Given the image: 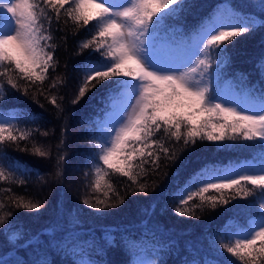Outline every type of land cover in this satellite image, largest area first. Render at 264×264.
I'll return each mask as SVG.
<instances>
[{
	"label": "snow or ice",
	"instance_id": "snow-or-ice-1",
	"mask_svg": "<svg viewBox=\"0 0 264 264\" xmlns=\"http://www.w3.org/2000/svg\"><path fill=\"white\" fill-rule=\"evenodd\" d=\"M196 7L191 0H0V91L15 90L44 108L30 96L35 91L57 114L65 111L62 103L75 106L94 95L93 90L103 91V107L90 118L91 135L85 141L91 166L83 173L84 188L96 195H86L81 203L97 215H109L128 196L163 192L169 179L166 169L175 168L176 189L168 195L181 217L199 219L205 209L218 207L243 209L245 220L253 217L240 225L225 223L210 236L205 253L211 260L183 264H264V151L258 167L205 164L179 183L186 154L198 141L264 149V53L257 65L258 96L256 87L248 86L249 74L239 73L238 82L232 83L224 80L223 72L231 63L236 38L264 29V0L259 13L218 5L188 26L187 15ZM70 41L79 63L71 72L65 63L63 75L50 80L58 70L59 53L69 51ZM61 88L59 99L51 94ZM225 90L258 107L225 102L220 98ZM3 104L0 97V108ZM19 120L20 114L0 111V181L9 185L0 189L7 194L6 203L0 198V228L12 232L11 243L31 252L30 259L15 264H56L52 256H64L67 264H107L70 258L104 251L95 241L77 251L81 237L72 233L79 223L44 240L36 235L25 239L15 230V210L36 212L45 205L13 191L11 185L27 186L33 172L18 161L4 164L6 148L51 155L43 145L33 143L29 149L27 144L35 134L47 137L49 132L21 129ZM66 162L64 154L58 155L56 169L66 171ZM52 175L62 174L54 170ZM113 175L127 179L113 184Z\"/></svg>",
	"mask_w": 264,
	"mask_h": 264
},
{
	"label": "trees",
	"instance_id": "trees-1",
	"mask_svg": "<svg viewBox=\"0 0 264 264\" xmlns=\"http://www.w3.org/2000/svg\"><path fill=\"white\" fill-rule=\"evenodd\" d=\"M191 2L197 7L187 15L188 26L195 24L201 15L211 13L218 5L230 6L248 14L260 11V0H191ZM69 43V51L61 50L59 53V67L57 72L50 76V80L63 75L65 63L68 64L69 72L79 63L81 58L72 54V42ZM262 53H264V29L258 28L253 34L237 37L235 46L230 48L231 63L223 68L224 80L236 83L239 73L249 74L248 86H255L258 96L260 77L257 65L260 63ZM47 83L48 81L45 82V86ZM63 91L62 88L59 91L52 90L51 94L57 95L59 99ZM93 92L94 95L89 93L78 105L62 103L65 111L57 114L54 106L35 91L30 92V96H34L44 104V108L15 90L0 91V97L4 98L0 111L20 114L18 126L21 129L39 128L41 133L49 132L47 137L35 134L34 139L27 142L29 149L35 143L50 150L51 155L47 158L33 155L30 151L27 153L18 151L14 145L6 148L7 159L3 161L4 164L18 161L33 172L27 186L11 185L13 191L17 195L39 200L45 205L36 212L15 210L16 215L13 220L15 230L21 231L25 239L36 235L44 240L50 238V235H63V230L76 229V224L79 223L77 232L72 233L81 237L76 242L77 251L80 247L87 250L93 241L98 248L103 247L104 251L91 257L72 256L71 259H99L106 261L107 264H132L141 256L154 261L155 264H160L162 260L166 264H183L184 261L191 262L193 259L211 260L212 257L205 253V246L210 236L225 223L240 225L253 217L248 216L245 220L243 209L231 207L205 209L199 219L181 217L173 210L171 197L168 195L176 189L175 168L166 169L169 179L162 185L163 192L157 190L149 196H128L124 205L109 209V215H97L81 203L86 195H96L90 191L85 192L83 176L91 166L88 157L89 145L85 142L91 135L90 118L94 117L104 104L103 91L93 90ZM70 99L71 90L68 100ZM61 140L64 141L63 144ZM262 151L264 149L259 147H222L215 142L198 141L194 150L186 154L179 183L182 184L191 172L198 171L205 164L223 167L242 161L259 165ZM60 154L66 156V171L63 167L56 169V158ZM54 170L60 171L62 175L53 176ZM37 172L39 176L35 174ZM126 179L113 175L111 182L116 184ZM159 179H163V176ZM7 187H9L7 182L0 181V189ZM6 195L0 191V198H5ZM4 202H7L6 198ZM166 202L167 208L164 207ZM78 209L81 210L80 220L76 222L74 217ZM8 235L12 236V232L0 228V260L15 264L17 260L30 259L31 252H26L19 243H11L6 237ZM50 259L56 261V264H67L64 256H52Z\"/></svg>",
	"mask_w": 264,
	"mask_h": 264
},
{
	"label": "rangeland",
	"instance_id": "rangeland-1",
	"mask_svg": "<svg viewBox=\"0 0 264 264\" xmlns=\"http://www.w3.org/2000/svg\"><path fill=\"white\" fill-rule=\"evenodd\" d=\"M220 98L222 100H224L225 102H234V103L240 104L242 107H245V108H255V107H258L257 104H253V103H251V102H249L247 100L242 101V99H239V98L235 97L233 94H230L227 90H225L224 92H222L220 94ZM9 113H11V112H9ZM245 163H251L252 166H256V167L259 166L257 164H253L252 162H242V161L238 162L237 164H245ZM33 178H36V177L33 176ZM6 237L9 240L11 238L10 235H8ZM135 261H149V260L144 259L143 256H141L140 258H137Z\"/></svg>",
	"mask_w": 264,
	"mask_h": 264
}]
</instances>
